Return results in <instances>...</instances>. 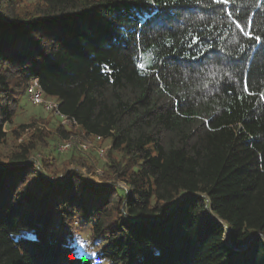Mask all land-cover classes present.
<instances>
[{
	"label": "trees",
	"instance_id": "1",
	"mask_svg": "<svg viewBox=\"0 0 264 264\" xmlns=\"http://www.w3.org/2000/svg\"><path fill=\"white\" fill-rule=\"evenodd\" d=\"M197 33L233 62L183 59ZM33 79L108 143L111 184L68 170L93 171L74 154L58 178L51 142L72 127L5 130ZM261 93L264 0H0V264H264ZM78 226L93 255L76 251Z\"/></svg>",
	"mask_w": 264,
	"mask_h": 264
},
{
	"label": "rangeland",
	"instance_id": "2",
	"mask_svg": "<svg viewBox=\"0 0 264 264\" xmlns=\"http://www.w3.org/2000/svg\"><path fill=\"white\" fill-rule=\"evenodd\" d=\"M45 99H49V98H45ZM21 107H22V109H19L17 116L12 121V124L5 127L6 131H9L11 128L18 127L20 125L30 124L31 122L34 121L33 120L34 116L35 117L41 116L42 118H44L45 122H43V123L38 122L37 125L41 126L45 131L50 132L51 135H52V133H54V130H53L54 127L57 126L59 123L62 124V119L60 117L53 114L52 112L45 110V108L43 106L32 105V103L29 102L27 94L23 98V101L21 103ZM72 129L74 130V133H72L71 135H74L75 133L79 132L77 129H75V127H72ZM71 135H69V136H71ZM27 138H28V135H26V133H25L22 135L21 140L27 139ZM7 140L10 141L11 139L8 137ZM13 142H15V141H13ZM16 143H17V141H16ZM67 143H65V146ZM71 143H75V145H73L69 148H65V146L63 145L64 142H62V141H57V142L55 141L54 143L51 142L52 145L55 144L56 151L58 152L57 154L59 155L58 159L55 161V164H54L56 170L57 169L59 170L60 169L59 167L61 165L67 164L68 162H70V157L72 154H74L75 156H81L82 158L87 160L91 164L93 171L88 172L86 168H84L82 166L79 167V166L73 165V164L69 166L68 170H77V171H79L81 177H83L86 180L98 183V184H101V183L111 184V182L114 181L113 178H116L115 175H111V176H109V179H105L106 177L104 175L103 169L100 166L101 164L105 163L104 153L106 152L107 149H109L108 148L109 145L107 142L103 143V145L101 144L98 146H93L92 148L89 147L87 149H82L81 147L78 148V145H76V144L80 143V142L71 141ZM96 147L103 149L104 153L100 155L97 152ZM0 150L5 151L4 148H0ZM44 152L47 153V149H44ZM63 167H65V165ZM40 172H42V174L48 180H54L55 179L54 175L45 172L43 169ZM57 176H58V178H64L65 175H64V173L60 172V170H59ZM116 183L123 188L124 194L128 193V188L125 186L124 183H122L120 181H116ZM75 232H77V234H75L76 238L78 237L79 240L86 242V246L83 248V250H81L78 243L76 244V251L78 253L83 254L85 256L90 255V254L93 255V253L99 249L98 247L100 246V244L96 245V244H91V242H90L91 241V230L88 228V226L87 227L78 226V230ZM225 233L227 234V232H225ZM88 246H90V247L88 248Z\"/></svg>",
	"mask_w": 264,
	"mask_h": 264
},
{
	"label": "snow or ice",
	"instance_id": "3",
	"mask_svg": "<svg viewBox=\"0 0 264 264\" xmlns=\"http://www.w3.org/2000/svg\"><path fill=\"white\" fill-rule=\"evenodd\" d=\"M152 2L155 4V0H152ZM213 4H224L227 5L228 4V0H210V7ZM167 5H165L166 7ZM216 12H226V8H212L209 15L214 16L216 14ZM140 27H143V23H141ZM237 29L240 30V34L245 36L247 39L249 40H255L257 43H260V37L259 36H253L251 32H247L244 31L241 28L240 24L236 25ZM201 31H204L203 29ZM210 34V33H209ZM187 44V48L188 49H193V53L192 54H188V53H184L182 54V58L183 59H199L201 56L205 57V59H207V52H212L214 56L217 57V63L221 64V65H226L230 62L233 61H229L227 58V53L225 54H221L222 50L220 49H216L215 45L211 42H209L207 40V38L202 37L199 33H197L195 36L193 35H189L186 41ZM163 47L167 48L169 53L171 55H175V49H174V45H163ZM241 51H243V45L241 46ZM165 60H167V58H164ZM215 71V69H214ZM228 72H223L222 76H228ZM213 78H215V75L213 76ZM244 92L249 94V95H255V93H249L248 92V84L247 81H245V85H244ZM260 99L264 100V93L260 94ZM81 250H83V248L86 246V242L79 240V238H76Z\"/></svg>",
	"mask_w": 264,
	"mask_h": 264
},
{
	"label": "built area",
	"instance_id": "4",
	"mask_svg": "<svg viewBox=\"0 0 264 264\" xmlns=\"http://www.w3.org/2000/svg\"><path fill=\"white\" fill-rule=\"evenodd\" d=\"M26 94L28 96L29 101L36 106H43L45 110L52 112L53 114L59 116L62 119V124L67 125L70 127H75L79 132L75 133L74 135H71L70 138L65 142L67 143L65 146V143L63 144L65 148H69L75 143H71V141L80 142L77 143L78 148L81 147L82 149L92 148L93 146H98L99 142H101L102 138L100 136H93L90 137L87 135L76 123L75 120L67 119L63 115L59 113L58 110V103L54 99H45L43 96V91L38 84L37 79H33L30 81L29 85L26 88ZM77 140V141H76ZM97 152L101 155L104 153V150L96 147Z\"/></svg>",
	"mask_w": 264,
	"mask_h": 264
}]
</instances>
